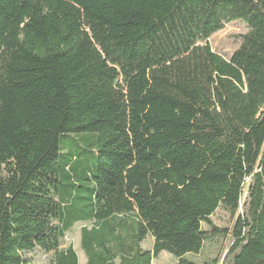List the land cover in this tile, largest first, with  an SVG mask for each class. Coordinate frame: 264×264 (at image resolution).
I'll use <instances>...</instances> for the list:
<instances>
[{"label": "trees", "instance_id": "16d2710c", "mask_svg": "<svg viewBox=\"0 0 264 264\" xmlns=\"http://www.w3.org/2000/svg\"><path fill=\"white\" fill-rule=\"evenodd\" d=\"M220 206L264 264V0H0V264H199Z\"/></svg>", "mask_w": 264, "mask_h": 264}, {"label": "rangeland", "instance_id": "374dc122", "mask_svg": "<svg viewBox=\"0 0 264 264\" xmlns=\"http://www.w3.org/2000/svg\"><path fill=\"white\" fill-rule=\"evenodd\" d=\"M248 31V27L243 21H233L227 23L225 28L210 39L209 43L212 49L222 56L229 58L234 50H236L241 43V36ZM245 197V194H244ZM243 197V199H244ZM243 201V200H242ZM237 214L233 215L231 212L220 206L214 215L211 217L212 222L218 228L226 230L225 234L210 236L204 244L202 251L198 254H188L192 260L199 264H229L231 260L230 248L234 242L233 229L236 223ZM85 224L77 223L68 232L62 247L73 245L79 256V264H87V256L81 247V230ZM206 228V225H204ZM154 239L148 236L142 243L143 249H152ZM28 260V264H56L54 253H46L39 249L24 254ZM177 258L167 251H162L158 257L153 259L152 264H176Z\"/></svg>", "mask_w": 264, "mask_h": 264}]
</instances>
